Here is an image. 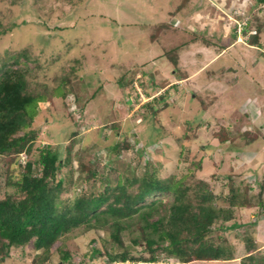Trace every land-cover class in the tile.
<instances>
[{"label": "rangeland", "instance_id": "374dc122", "mask_svg": "<svg viewBox=\"0 0 264 264\" xmlns=\"http://www.w3.org/2000/svg\"><path fill=\"white\" fill-rule=\"evenodd\" d=\"M182 1L0 0V29H5L0 62L20 53L19 66L29 67L28 91L42 96L21 130L34 135L30 151L14 156L13 162L34 161L39 173V155L58 152L64 165L56 178L70 179L60 193L68 200L75 193L103 190V172L111 181L114 167L139 176L146 158L159 157L162 177L185 176L184 183L192 187L197 179L210 183L217 207H225L230 182L247 188L253 206H233L232 217L224 222L228 228L209 234L213 241L215 234L227 238L232 258L180 263L158 250L154 262L122 264H239L247 251L246 237H253L264 252V217L244 224L260 213L256 192L264 182V31L252 44L254 29L246 24L251 13L260 23L264 2L187 0L180 5ZM162 22L170 26L156 31ZM148 101L151 109L158 105L156 114H148ZM222 128L231 138L219 142L215 133ZM248 135L256 138L248 142ZM116 141L128 146L113 150ZM156 148L162 150L157 158ZM11 160L0 154V198L16 188L8 181L20 177L21 168ZM86 165L96 170L94 179L86 180ZM262 197L264 205V188ZM138 225L132 224L133 233L121 232L122 245L134 257H147L143 242L132 241ZM69 234L68 243L76 247L72 264H117L108 262L105 252L123 248L105 229L82 225ZM92 246L101 253L91 257ZM35 251L14 247L0 264H66L56 252L46 263L37 256L41 249Z\"/></svg>", "mask_w": 264, "mask_h": 264}, {"label": "trees", "instance_id": "16d2710c", "mask_svg": "<svg viewBox=\"0 0 264 264\" xmlns=\"http://www.w3.org/2000/svg\"><path fill=\"white\" fill-rule=\"evenodd\" d=\"M186 1L183 0L180 5ZM236 2L239 4V1ZM249 16L246 24L256 29L255 33L249 34L251 36L249 41L257 44L258 31L264 29V20L258 24L252 18L257 15L251 13ZM257 18L259 17L255 18L258 21ZM250 19H253V22H250ZM168 26L170 24L162 22L155 30H161V27L166 30ZM247 29L249 28L242 32L246 33ZM4 31V28L0 29V33ZM169 53L173 56V51L166 52L168 56ZM10 56H5L0 62V154L4 158L12 157V163H17L21 172L18 179L8 181L16 186L13 192L6 193L0 198V262L10 254L12 248L19 247L23 250L27 247L32 251L41 249L42 255H37L38 253L36 255L46 263L50 255L56 252L63 262L72 264L71 259L75 253L73 250L76 247L72 242L68 243L69 233L82 225L87 229H105L120 244L122 251L105 252L106 260L112 263L122 264L128 260L154 262L157 260L158 250L180 263L196 259L210 261L232 258L234 249L225 242L227 238L215 234L217 240L213 241L209 234L215 230L228 228L224 222L232 217L233 206H253L247 188L238 187L239 185L230 182L227 188L230 194L225 200V207H217L214 204L216 197L209 189L210 183L197 179L192 187L184 183L185 176L176 177L171 174L162 177L160 174L162 159L159 157L155 161L146 158L143 161L145 165L143 173L139 176L134 171L124 172L118 167L110 166L115 171L116 178L111 181L107 172L101 173L103 190L75 193L73 198L68 200L62 199L60 193L70 179L63 181L56 178L57 171L64 165L59 159L58 152L43 151L39 155V173L33 167L34 161L26 159L23 163L13 162L14 156L30 151L29 141L34 135L30 134L31 131L21 130L29 125L36 112L37 102L42 96L33 95L28 91L29 67L23 69L19 66L20 53L15 52ZM172 56L169 57L173 60ZM12 63L16 66L14 67ZM70 88L68 86L63 90L64 95ZM159 97H154V100ZM149 103L151 102L148 101L144 105L149 110L148 114H156L158 105L152 110ZM215 136L219 142L231 138L224 128L216 132ZM248 137L247 141L256 138L255 135ZM122 146L127 147L128 142L116 141L112 148L121 149ZM155 151L157 158L162 150L156 148ZM141 153H144L143 147L137 150L139 157ZM148 164H151V167H148ZM83 166L81 163V170ZM86 170V180L94 179L96 170L88 165ZM247 187L251 190L250 184ZM263 188L264 182L258 187V193L256 192L258 200L255 205L260 207V211L264 207L261 204ZM163 196H169V200L164 201ZM259 218L260 214L244 224H256ZM138 223L139 232L133 235L132 241L135 244L143 242L142 248L148 253L147 257L143 255L134 257L122 245L121 232L127 229L133 233L135 226L133 228L131 226ZM246 238L243 247L247 251L240 258L239 264H264V252L257 247L253 237ZM100 253L99 248L92 246L91 257ZM35 257L33 255L31 260Z\"/></svg>", "mask_w": 264, "mask_h": 264}, {"label": "crops", "instance_id": "0c3cea01", "mask_svg": "<svg viewBox=\"0 0 264 264\" xmlns=\"http://www.w3.org/2000/svg\"><path fill=\"white\" fill-rule=\"evenodd\" d=\"M248 2H249V0H248ZM252 5H253V4H252ZM252 5H250L249 7L251 8ZM259 6H260V5H259ZM259 6L256 5V7H258V8H259ZM256 7H255V6L252 7V10H253L254 12H257V11H256L257 9L254 10V8H256ZM252 10H251V12H252ZM258 17H260V16H258ZM260 18H261V17H260ZM260 18H259V19H260ZM263 18H264V17H263ZM263 18H262L261 21L264 20ZM251 22H253V20H251ZM253 29H255V28H252V30H253ZM255 30H256V29H255ZM260 30H263V31H264V29H260ZM260 30L258 31V35L261 33ZM258 42H259V40H258ZM258 42H257V43H258ZM178 79H182V78H178ZM262 199H263V197H262ZM247 208H251V207H246V206H242V207H241V209H246V210H247ZM263 208H264V207H263ZM235 210H236V209H235ZM257 210H258V209H257ZM263 211H264V210H263ZM263 211H262V212L259 211V212H260V213H259V214H260V217H263V215H264ZM245 221H246V220H245ZM243 222H244V221H243ZM262 230H263V233H262V234H263V236H264V227H263ZM35 252L38 253V250L35 251Z\"/></svg>", "mask_w": 264, "mask_h": 264}, {"label": "bare ground", "instance_id": "6f19581e", "mask_svg": "<svg viewBox=\"0 0 264 264\" xmlns=\"http://www.w3.org/2000/svg\"><path fill=\"white\" fill-rule=\"evenodd\" d=\"M246 23H247V22H246ZM255 31H256V30L254 29L253 31H251V33L253 34V33H255Z\"/></svg>", "mask_w": 264, "mask_h": 264}, {"label": "clouds", "instance_id": "9594fccd", "mask_svg": "<svg viewBox=\"0 0 264 264\" xmlns=\"http://www.w3.org/2000/svg\"><path fill=\"white\" fill-rule=\"evenodd\" d=\"M118 264V263H117Z\"/></svg>", "mask_w": 264, "mask_h": 264}]
</instances>
